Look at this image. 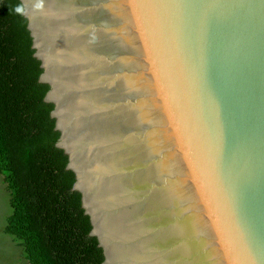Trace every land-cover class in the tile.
<instances>
[{"label":"water","instance_id":"obj_1","mask_svg":"<svg viewBox=\"0 0 264 264\" xmlns=\"http://www.w3.org/2000/svg\"><path fill=\"white\" fill-rule=\"evenodd\" d=\"M104 264H264V0H20Z\"/></svg>","mask_w":264,"mask_h":264},{"label":"trees","instance_id":"obj_2","mask_svg":"<svg viewBox=\"0 0 264 264\" xmlns=\"http://www.w3.org/2000/svg\"><path fill=\"white\" fill-rule=\"evenodd\" d=\"M22 10L20 0H0V173L11 205L4 231L21 241L28 264H104L56 145L53 104Z\"/></svg>","mask_w":264,"mask_h":264},{"label":"rangeland","instance_id":"obj_3","mask_svg":"<svg viewBox=\"0 0 264 264\" xmlns=\"http://www.w3.org/2000/svg\"><path fill=\"white\" fill-rule=\"evenodd\" d=\"M10 213V192L0 173V264H28L21 241L4 231Z\"/></svg>","mask_w":264,"mask_h":264}]
</instances>
